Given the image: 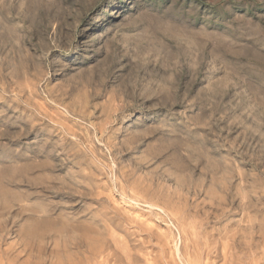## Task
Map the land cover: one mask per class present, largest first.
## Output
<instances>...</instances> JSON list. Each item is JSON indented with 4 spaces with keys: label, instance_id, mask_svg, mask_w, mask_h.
Here are the masks:
<instances>
[{
    "label": "rangeland",
    "instance_id": "rangeland-1",
    "mask_svg": "<svg viewBox=\"0 0 264 264\" xmlns=\"http://www.w3.org/2000/svg\"><path fill=\"white\" fill-rule=\"evenodd\" d=\"M0 264H264V0H0Z\"/></svg>",
    "mask_w": 264,
    "mask_h": 264
},
{
    "label": "bare ground",
    "instance_id": "bare-ground-1",
    "mask_svg": "<svg viewBox=\"0 0 264 264\" xmlns=\"http://www.w3.org/2000/svg\"><path fill=\"white\" fill-rule=\"evenodd\" d=\"M110 66V65H109ZM112 70V69H111ZM185 74H187V75H190V74H192V70L190 69V68H187L186 70H185Z\"/></svg>",
    "mask_w": 264,
    "mask_h": 264
}]
</instances>
